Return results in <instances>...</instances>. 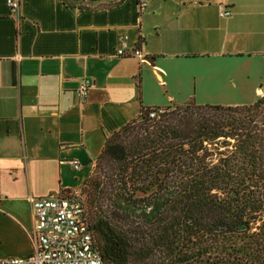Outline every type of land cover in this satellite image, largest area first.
Instances as JSON below:
<instances>
[{
    "label": "crops",
    "instance_id": "crops-1",
    "mask_svg": "<svg viewBox=\"0 0 264 264\" xmlns=\"http://www.w3.org/2000/svg\"><path fill=\"white\" fill-rule=\"evenodd\" d=\"M8 1L0 0V259L33 253L31 199L80 191L106 140L142 108L264 97V0H17V11ZM123 43L128 55L119 57Z\"/></svg>",
    "mask_w": 264,
    "mask_h": 264
},
{
    "label": "trees",
    "instance_id": "trees-1",
    "mask_svg": "<svg viewBox=\"0 0 264 264\" xmlns=\"http://www.w3.org/2000/svg\"><path fill=\"white\" fill-rule=\"evenodd\" d=\"M262 106L142 108L114 132L81 194L102 264H264Z\"/></svg>",
    "mask_w": 264,
    "mask_h": 264
},
{
    "label": "built area",
    "instance_id": "built-area-1",
    "mask_svg": "<svg viewBox=\"0 0 264 264\" xmlns=\"http://www.w3.org/2000/svg\"><path fill=\"white\" fill-rule=\"evenodd\" d=\"M8 4L12 10H19L17 0H9ZM146 5L144 1L141 8ZM220 15L228 17L231 12L224 10ZM117 55H128L125 43L117 50ZM133 55L140 57L141 52L135 50ZM90 87L91 81L81 84V97L88 95ZM150 117H155V112ZM74 168L79 170L81 167L74 163ZM31 204L35 217V227L31 234L33 253L26 258L0 259V264H102L94 247L89 216L80 192L54 198L31 199Z\"/></svg>",
    "mask_w": 264,
    "mask_h": 264
},
{
    "label": "rangeland",
    "instance_id": "rangeland-1",
    "mask_svg": "<svg viewBox=\"0 0 264 264\" xmlns=\"http://www.w3.org/2000/svg\"><path fill=\"white\" fill-rule=\"evenodd\" d=\"M264 98V97H263ZM263 109H264V106H262L261 107V109H260V111L258 112L260 115L259 116H263V118L262 119H264V113L263 114H261L260 112H262L263 111ZM95 173V163H94V165H93V168H92V171H91V174H94ZM90 174V175H91ZM90 177V176H89ZM88 177V178H89ZM87 178V179H88ZM78 192H80L81 194L82 193H84L85 195H87V197H88V187H86L85 185H82L81 186V188H80V191H78ZM120 207L121 208H129V207H127L125 204H120ZM159 207V205H157V206H155V208H153V209H150L149 211H147L144 215L145 216H148V217H150V216H153V214H154V212H155V210L157 209Z\"/></svg>",
    "mask_w": 264,
    "mask_h": 264
}]
</instances>
